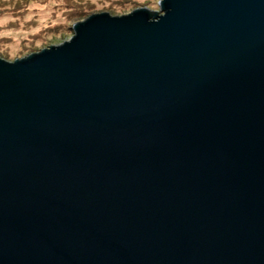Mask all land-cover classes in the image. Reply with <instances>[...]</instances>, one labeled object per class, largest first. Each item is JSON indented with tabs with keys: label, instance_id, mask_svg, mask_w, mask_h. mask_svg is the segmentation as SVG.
Segmentation results:
<instances>
[{
	"label": "water",
	"instance_id": "1",
	"mask_svg": "<svg viewBox=\"0 0 264 264\" xmlns=\"http://www.w3.org/2000/svg\"><path fill=\"white\" fill-rule=\"evenodd\" d=\"M157 6L0 59V264H264V0Z\"/></svg>",
	"mask_w": 264,
	"mask_h": 264
},
{
	"label": "rangeland",
	"instance_id": "2",
	"mask_svg": "<svg viewBox=\"0 0 264 264\" xmlns=\"http://www.w3.org/2000/svg\"><path fill=\"white\" fill-rule=\"evenodd\" d=\"M160 0H0V59L13 62L72 37V27L91 15L121 17Z\"/></svg>",
	"mask_w": 264,
	"mask_h": 264
}]
</instances>
